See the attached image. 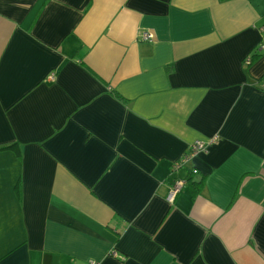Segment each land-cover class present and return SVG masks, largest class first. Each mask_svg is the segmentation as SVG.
Segmentation results:
<instances>
[{
    "label": "crops",
    "instance_id": "0c3cea01",
    "mask_svg": "<svg viewBox=\"0 0 264 264\" xmlns=\"http://www.w3.org/2000/svg\"><path fill=\"white\" fill-rule=\"evenodd\" d=\"M93 263L264 264V0H0V264Z\"/></svg>",
    "mask_w": 264,
    "mask_h": 264
},
{
    "label": "built area",
    "instance_id": "2783aa9c",
    "mask_svg": "<svg viewBox=\"0 0 264 264\" xmlns=\"http://www.w3.org/2000/svg\"><path fill=\"white\" fill-rule=\"evenodd\" d=\"M143 37L144 38H150L151 37V34L147 33V32H143ZM205 147V144L202 143V142H199V141H195L194 143H192L190 145V149L192 152H195V151H198V150H201ZM181 163L180 162H177L174 164V168L176 169ZM183 181L182 180H174L173 183L170 185L169 187V190L167 192V196H166V199L167 201L169 202H172L175 195L180 191L181 187L183 186ZM93 264H96V263H93Z\"/></svg>",
    "mask_w": 264,
    "mask_h": 264
},
{
    "label": "trees",
    "instance_id": "16d2710c",
    "mask_svg": "<svg viewBox=\"0 0 264 264\" xmlns=\"http://www.w3.org/2000/svg\"><path fill=\"white\" fill-rule=\"evenodd\" d=\"M6 147H14L13 145H8V146H6ZM202 181V180H201ZM201 181L199 182V184L201 183Z\"/></svg>",
    "mask_w": 264,
    "mask_h": 264
}]
</instances>
